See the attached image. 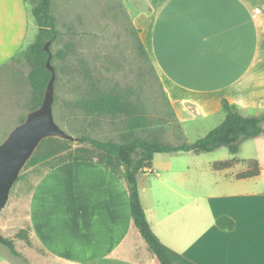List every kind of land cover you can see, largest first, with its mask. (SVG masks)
Returning <instances> with one entry per match:
<instances>
[{"label": "crops", "instance_id": "obj_1", "mask_svg": "<svg viewBox=\"0 0 264 264\" xmlns=\"http://www.w3.org/2000/svg\"><path fill=\"white\" fill-rule=\"evenodd\" d=\"M144 1L150 13L139 14L135 25L184 127L225 119L223 99L242 112L264 113V0ZM28 16L25 0H0V67L22 54ZM173 155L156 154L138 176L142 206L162 244L194 264H264L261 167L259 176L238 179L248 170L240 164L214 170L222 161L182 169L170 159L156 163ZM223 216L233 230L217 227ZM30 228L49 259L27 264L159 263L134 226L125 181L93 162H68L41 178ZM19 258L11 254L0 264H26Z\"/></svg>", "mask_w": 264, "mask_h": 264}, {"label": "rangeland", "instance_id": "obj_2", "mask_svg": "<svg viewBox=\"0 0 264 264\" xmlns=\"http://www.w3.org/2000/svg\"><path fill=\"white\" fill-rule=\"evenodd\" d=\"M25 1L30 15L25 47L20 57L0 67V145L37 107L35 92L29 82L32 63L27 52L39 31L32 13L37 0ZM51 13L56 19L58 32L57 39L49 43L51 65L56 74L54 117L59 127L73 137V149L87 146L79 142L83 136L115 143H122L127 138L173 146L193 143L223 122L222 114L209 122L197 121L184 127L177 118L155 65L140 47L135 20L139 14L150 13L144 0H51ZM62 52L64 58L59 56ZM90 78L96 92L113 91L123 95L138 114L150 121V125L130 134L124 116H90L78 109L77 101L91 93ZM47 149L48 145H45L39 153ZM231 156L226 148H222L200 160H194L197 157L194 153H180L171 158L158 156L156 163L170 159L168 161H172L174 169H182L188 162L205 167L210 159L223 162ZM239 158L241 160H229L233 161L232 167L240 164L249 169L255 159L259 161L264 177V135L246 141ZM50 163L33 167H25V164L0 212V233L4 238L15 240L16 249L23 256L19 260L23 263L29 258L49 259L33 237L22 240L18 235L22 230L30 229L31 197L37 183L49 171ZM171 183L178 185L176 180ZM11 254L0 243V260Z\"/></svg>", "mask_w": 264, "mask_h": 264}, {"label": "trees", "instance_id": "obj_3", "mask_svg": "<svg viewBox=\"0 0 264 264\" xmlns=\"http://www.w3.org/2000/svg\"><path fill=\"white\" fill-rule=\"evenodd\" d=\"M39 28L36 41L27 48L28 58L32 63L29 82L35 92L38 109L42 103L51 80L52 73L47 69L49 53L45 46L57 39L56 19L51 13V0H37L32 10ZM142 52L148 56L140 41ZM60 58L65 53H60ZM149 57V56H148ZM90 78L91 93L88 97L77 101L76 107L90 116H124L127 120L130 134L146 128L150 121L137 113L135 107L123 95L110 92H96ZM222 111L225 119L204 137L193 143H181L173 146L159 141H144L138 138H127L122 143L101 142L83 136L80 144L86 147L72 148L73 140L58 137H48L41 141L25 167L49 164V171L68 162H93L103 166L108 171L122 177L125 181L131 205L134 226L145 241L150 252L160 264H194L185 257L166 247L152 231L147 220L145 210L140 199L138 176L145 169H150L156 154L194 153L196 155L209 154L226 148L230 155L237 156L242 151L246 141L260 138L264 135V113L243 115L239 107L232 105L226 99L222 100ZM48 145V149L39 153L41 148ZM249 169L237 175L238 179L252 178L260 175L259 163L251 161ZM233 166V161L217 162L214 170H225ZM253 166V167H252ZM216 225L222 230H233L235 223L229 217L223 216L216 220ZM32 237L31 228L22 230L18 238L29 240ZM15 240L2 237L0 243L8 248L14 256L23 258L16 249ZM26 262H28L26 260Z\"/></svg>", "mask_w": 264, "mask_h": 264}, {"label": "water", "instance_id": "obj_4", "mask_svg": "<svg viewBox=\"0 0 264 264\" xmlns=\"http://www.w3.org/2000/svg\"><path fill=\"white\" fill-rule=\"evenodd\" d=\"M49 53L47 69L52 73L46 96L40 109L28 114L25 122L17 126L0 145V212L6 206L11 190L19 174L32 157L41 141L48 137L73 140L55 121L54 117V82L55 70L51 65L49 44L45 46ZM2 235L0 233V239Z\"/></svg>", "mask_w": 264, "mask_h": 264}]
</instances>
